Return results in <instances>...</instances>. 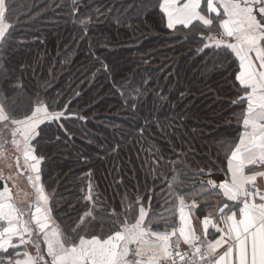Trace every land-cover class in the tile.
I'll return each mask as SVG.
<instances>
[{"label": "snow or ice", "instance_id": "snow-or-ice-1", "mask_svg": "<svg viewBox=\"0 0 264 264\" xmlns=\"http://www.w3.org/2000/svg\"><path fill=\"white\" fill-rule=\"evenodd\" d=\"M71 4L72 14L79 12V0ZM142 5L134 7L145 19L151 15L167 30L183 33L185 43L197 44L193 51L210 57L211 71L222 78L215 87L205 82L212 96L219 100L227 88L233 97L228 123L234 119L239 127L225 142V166L213 163L199 173L211 177L217 169L221 179H205L182 192L173 187V174L162 196L165 215L152 211L155 189L145 184L143 195L128 192L127 184L140 190L133 168L131 177L114 181L125 189L122 211L119 204L98 211L91 181L80 189V207L69 202L61 208L63 198L45 179L48 149L71 138L65 124L86 119L70 110L71 101L57 110L50 82L36 79L26 61L12 64L28 41L13 22L12 0H0V264H264V0H142ZM151 125L145 120L138 134ZM145 163L148 174L157 166L173 167L162 152L139 167ZM101 214L107 221L97 219Z\"/></svg>", "mask_w": 264, "mask_h": 264}, {"label": "trees", "instance_id": "trees-1", "mask_svg": "<svg viewBox=\"0 0 264 264\" xmlns=\"http://www.w3.org/2000/svg\"><path fill=\"white\" fill-rule=\"evenodd\" d=\"M12 3L13 22L28 41L12 64L26 61L36 79L50 82L48 92L56 97L57 110L71 101L70 110L86 119L65 124L71 138L62 137L58 149H48L45 179L49 190L63 198L61 208L69 202L80 207V189L91 181L100 200L98 211L110 212L118 204L117 211H122L125 189L114 181L131 177L133 168L140 190L126 181L128 192L143 195L146 184L156 190L152 211L167 208L162 196L173 174V187L183 192L212 177L196 171L213 163L225 166V142L235 138L239 127L234 119L228 123L233 97L227 88L219 100L212 96L205 82L215 87L222 78L211 71L210 57L193 51L197 44L185 43L183 33L167 30L151 15L145 19L134 7H143L142 0H79L75 14L71 0ZM145 120L152 125L140 135ZM159 152L173 162L172 168L165 164L148 174L147 163L139 167ZM216 173L222 174L213 169ZM97 219L108 217L101 214Z\"/></svg>", "mask_w": 264, "mask_h": 264}, {"label": "crops", "instance_id": "crops-1", "mask_svg": "<svg viewBox=\"0 0 264 264\" xmlns=\"http://www.w3.org/2000/svg\"><path fill=\"white\" fill-rule=\"evenodd\" d=\"M221 177H222V174H218V173H216V174H213V175H212L211 179H215V180L219 181V180L221 179ZM20 183L23 184L24 181L21 180ZM262 183H264V182H262ZM218 202H219V201L216 200L214 203H217V204H218Z\"/></svg>", "mask_w": 264, "mask_h": 264}, {"label": "rangeland", "instance_id": "rangeland-1", "mask_svg": "<svg viewBox=\"0 0 264 264\" xmlns=\"http://www.w3.org/2000/svg\"><path fill=\"white\" fill-rule=\"evenodd\" d=\"M122 61L124 62L125 60H121V62H122ZM215 201H216V200H215ZM215 201H213V202H215ZM166 209H167V208H163V209H155L154 211H155V212H163V213H165V215H166V214H167Z\"/></svg>", "mask_w": 264, "mask_h": 264}, {"label": "water", "instance_id": "water-1", "mask_svg": "<svg viewBox=\"0 0 264 264\" xmlns=\"http://www.w3.org/2000/svg\"><path fill=\"white\" fill-rule=\"evenodd\" d=\"M201 170L207 171V169H200V170L196 171V173L199 174Z\"/></svg>", "mask_w": 264, "mask_h": 264}]
</instances>
